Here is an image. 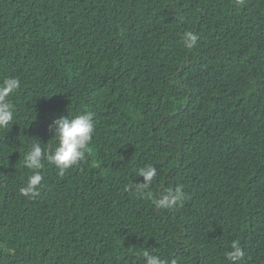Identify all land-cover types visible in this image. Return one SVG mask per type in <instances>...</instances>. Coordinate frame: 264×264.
<instances>
[{"label": "trees", "instance_id": "16d2710c", "mask_svg": "<svg viewBox=\"0 0 264 264\" xmlns=\"http://www.w3.org/2000/svg\"><path fill=\"white\" fill-rule=\"evenodd\" d=\"M6 77L0 264H264V0H0ZM85 111L91 152L22 196L31 144L53 151L49 125Z\"/></svg>", "mask_w": 264, "mask_h": 264}, {"label": "clouds", "instance_id": "9594fccd", "mask_svg": "<svg viewBox=\"0 0 264 264\" xmlns=\"http://www.w3.org/2000/svg\"><path fill=\"white\" fill-rule=\"evenodd\" d=\"M186 40L192 44L196 37L191 33L186 34ZM21 86L19 79L6 77L0 81V130H6L15 119V109L9 100ZM49 130L54 131V136L58 139V146L53 151H44L40 142H33L30 148L24 154V165L32 170L28 176L26 185L21 188L22 196L34 198L38 195L39 187L43 176L39 170L48 164L54 165L58 169L59 175L63 176L65 172L76 166L83 160L86 154L91 152L90 144L95 130L94 114L85 111L75 116L60 117L55 119L50 125ZM155 167L148 166L140 168L138 175L143 177V183L138 186L137 191L144 192L156 177ZM149 198L157 209H172L177 202L184 197L182 187H176L175 190L169 189L159 197L148 193ZM231 250L226 253L229 261L241 260L244 252L238 241L231 243ZM144 264H169L159 255L150 254L148 251L142 253ZM170 264H177L176 260H171Z\"/></svg>", "mask_w": 264, "mask_h": 264}]
</instances>
